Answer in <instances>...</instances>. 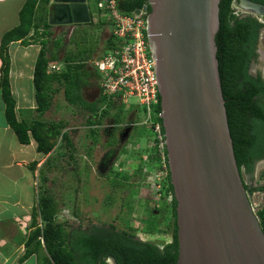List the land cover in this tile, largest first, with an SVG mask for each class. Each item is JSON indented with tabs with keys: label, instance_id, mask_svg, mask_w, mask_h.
Here are the masks:
<instances>
[{
	"label": "water",
	"instance_id": "obj_1",
	"mask_svg": "<svg viewBox=\"0 0 264 264\" xmlns=\"http://www.w3.org/2000/svg\"><path fill=\"white\" fill-rule=\"evenodd\" d=\"M92 1L49 0L50 25L90 24ZM219 4L148 0L150 12L148 5L135 11L146 15L158 78L177 200V264H264V231L239 170L221 86ZM239 7L264 16V6L251 0Z\"/></svg>",
	"mask_w": 264,
	"mask_h": 264
},
{
	"label": "trees",
	"instance_id": "obj_2",
	"mask_svg": "<svg viewBox=\"0 0 264 264\" xmlns=\"http://www.w3.org/2000/svg\"><path fill=\"white\" fill-rule=\"evenodd\" d=\"M117 1L120 11L127 15H132L135 11L142 10L145 5H148V0ZM251 1L264 6V0ZM42 2L48 4L49 0H26L19 15L20 24L5 33L2 38L0 46L1 87L2 97L6 104L7 121L16 132L20 142L27 145L30 143V135L33 136L38 142V151L47 156L56 148L73 147L70 134L68 131H64L67 122H45L42 120L45 113L52 107L55 95L61 91L62 87L64 98L68 104L90 110V113L94 114L95 119H88V123L91 125L100 124L101 119L108 114V109L113 106V103H109L102 115L98 112L100 109L98 105L88 106V102L82 95L83 88L88 85V70L83 61H76L77 58L71 54H66L64 57L67 65L65 71L57 72L50 69L51 64L61 60L59 51L63 41L50 40L51 25L47 21L46 13L41 14L43 8H40V4ZM239 3L240 0H220V27L215 40L218 49L217 59L221 86L235 156L246 189L249 194H253L256 191L264 192V186L251 187L244 178L245 174L253 175L256 164L264 161V76L261 73H258L257 76L251 75L250 65L257 58V49L264 31V23L254 14L237 16L235 11L236 7H239ZM150 11L151 7L148 5V12ZM100 23L103 25V22ZM40 28L44 30L42 33H39ZM32 32H34V36L31 37ZM41 38H43L40 41L43 48L34 72L38 120L27 124L19 122L16 118V103L10 87L9 46L13 42L29 45L31 39L37 42V39ZM116 46V41L111 39L107 50H112ZM56 82L60 87H53ZM101 102H106L105 97ZM155 114L154 121L162 125L160 95ZM121 115L120 108L115 115V123L121 121ZM113 130L117 131L118 128L115 127ZM148 131L152 133L149 127ZM162 133H165L163 127ZM90 134L98 143L99 131L92 129ZM165 155L166 169L163 170L158 166L153 178L154 180L162 178L163 188L159 192L164 194H161L158 201L162 204L159 210L168 214L171 243L160 248L152 242L142 241L137 238L131 225H127L128 230H119L114 224L93 225L86 229L81 225L72 227L67 221L61 222L58 219L61 212L60 204L53 196L52 190L45 188L39 194L36 211V217H40L41 224L36 222V228L30 235L27 243V256L36 254L38 264H110L108 262L110 258H113L116 264H177L179 257L177 200L171 183L166 149ZM71 156L74 157L73 153ZM73 159L77 165L76 159ZM53 160L50 156L40 170V177L44 183L49 181L48 173L57 169L55 163L51 164ZM36 166L37 164L33 165L34 168ZM116 175L119 178L124 177L120 174ZM116 181L113 182L116 185L119 184ZM74 216L78 218L76 213ZM151 216L153 220L148 222L154 229L150 228L147 232H154L156 227L158 231V216ZM257 216L264 231V203L257 211Z\"/></svg>",
	"mask_w": 264,
	"mask_h": 264
},
{
	"label": "rangeland",
	"instance_id": "obj_3",
	"mask_svg": "<svg viewBox=\"0 0 264 264\" xmlns=\"http://www.w3.org/2000/svg\"><path fill=\"white\" fill-rule=\"evenodd\" d=\"M97 1L91 2V11L93 20L100 21ZM92 25L95 26L86 27L80 32L82 40L77 32L70 45H63L64 42H61L62 48L59 51L61 58L69 53L67 51L72 50L71 55L77 58L76 61L81 62L85 51L88 54V51L98 52L103 49L102 44L105 37L102 34L99 36L100 38H96V35L102 32L100 29L102 25H98V23ZM103 25L106 27L108 24L103 23ZM108 28L111 31V27ZM58 41L61 40L58 39ZM73 44L76 47H72ZM260 51L264 55V31ZM64 65L60 72L67 69L66 63ZM253 72L261 73L264 76V60L256 65ZM55 86L56 88L60 87L57 82L53 87ZM63 92L62 87L57 95L60 99L55 100L56 104L53 109L45 117L46 112L42 120L45 122H67L64 131H68L70 134L73 147L54 150L51 155L54 160L51 164L55 163L57 169L48 173L49 181L47 183L41 180L40 174L37 176L36 183L39 194L45 188H50L60 204L61 212L58 219L61 222L67 221L72 227L81 225L86 229L93 225L114 224L119 230H128L127 225H131L137 238L142 241L152 242L160 248L171 243L168 214L159 210L162 204L158 201L161 194H164L159 192L163 188L162 178L159 177L158 180L153 178L158 166L162 167L159 165L161 153L158 144L154 141L153 134L146 135L143 131L142 127L147 129L148 127L142 124L146 115L139 99L131 97L127 106L123 105L120 100L115 101L113 106L108 109L109 115L103 117L100 124L91 125L88 123V119L90 117L95 119L94 114L68 104ZM82 92L85 101L95 100L96 92L91 91L89 94L86 87ZM120 108L122 111L121 121L115 123L114 118ZM103 109L106 108L98 110L99 114ZM116 126L119 143L116 146H107L108 136L112 134ZM92 129L99 131L98 143L90 134ZM72 153L77 165L73 162ZM263 172L264 161H261L255 167L253 175L245 174L246 183L254 188L264 186ZM116 174L126 178H119ZM113 181L119 184L116 185ZM249 195L257 212L264 203V192L256 191ZM126 202L128 203L126 204ZM74 213L78 218L74 216ZM151 215L158 216V220L156 219L157 225L159 224L158 231L156 227L154 232H147L150 228L154 229L148 222L153 220Z\"/></svg>",
	"mask_w": 264,
	"mask_h": 264
},
{
	"label": "crops",
	"instance_id": "obj_4",
	"mask_svg": "<svg viewBox=\"0 0 264 264\" xmlns=\"http://www.w3.org/2000/svg\"><path fill=\"white\" fill-rule=\"evenodd\" d=\"M25 2L26 0H0V46L4 34L20 24L19 15ZM41 7L43 10L40 13H46L49 23V2L48 4L42 2ZM91 14L93 23L77 25L76 30L68 34L66 38L62 35V31H58L59 28L51 26L52 36L50 40L56 42L60 39L64 42V45L68 46L72 43L77 32H79L78 35L82 40L80 32L84 28L95 26L92 25L94 23L101 24L99 20H93L92 11ZM104 27L105 25H102V28H100L102 32L96 35V38H100L99 36L102 34L105 37L102 44L103 49L98 52H95V50L88 51V54L85 51L84 58H82L85 65H87L86 69L88 68V85L85 87L88 88L89 94L91 91L96 92L95 100L92 102L88 100V106L96 104L100 109L103 108L105 102H101L103 98L101 77L94 67V61L107 53L110 45L111 31L108 28L110 26ZM43 31V28H40L39 33ZM32 36H34V32H32ZM42 40L43 38L37 39V42H35L31 39L29 45L13 42L9 46L11 59L10 87L12 97L16 103V118L19 122L27 124H32L38 120L34 72L36 62L43 48L40 42ZM73 46L76 47L75 44ZM71 51H67L69 52L67 54H71ZM64 57H60L61 60L56 63L60 68L65 64ZM1 69L2 59L0 56V264H38L36 254L27 256V243L32 231L36 228L37 220V223L41 224L40 217H36L39 201L37 176H39L42 166L54 151L47 156L40 153L38 142L31 135L30 143L27 145L22 144L14 129L9 125L6 118V104L2 97ZM57 95L59 94L55 95L52 107L45 117L53 109L57 99H60ZM88 112L90 113V110ZM108 115L109 112L105 117ZM142 128L146 135L150 134L147 128ZM117 132L113 130L112 134L108 136L107 146H116L119 143ZM111 142L112 144H110ZM34 164H37L36 168L33 167Z\"/></svg>",
	"mask_w": 264,
	"mask_h": 264
},
{
	"label": "built area",
	"instance_id": "obj_5",
	"mask_svg": "<svg viewBox=\"0 0 264 264\" xmlns=\"http://www.w3.org/2000/svg\"><path fill=\"white\" fill-rule=\"evenodd\" d=\"M97 7L100 21L110 25L111 39H115L117 43L114 49L108 50L94 61V67L101 77L102 96L106 99L103 108L107 109L110 102L114 104L118 100L127 106L131 97L138 98L146 115L142 124L151 128L161 153L160 165L165 170L167 165L163 126L154 121L159 89L155 61L150 53L146 34V17L143 14L122 13L117 0H98ZM247 13L241 7H236L237 16ZM257 17L264 23V16ZM50 69L61 71L56 63L51 64Z\"/></svg>",
	"mask_w": 264,
	"mask_h": 264
},
{
	"label": "flooded vegetation",
	"instance_id": "obj_6",
	"mask_svg": "<svg viewBox=\"0 0 264 264\" xmlns=\"http://www.w3.org/2000/svg\"><path fill=\"white\" fill-rule=\"evenodd\" d=\"M77 26L75 27H66V28H62V27H57L59 28L58 31H62V35H64V38H66V36L70 33H72L73 31H75ZM64 32V33H63ZM261 41H262V37H261V40H260V44H261ZM260 44L258 46V49H257V58L255 60H253L251 62V65H250V74L253 75V76H257L258 73H254L253 70L255 69V66L253 64V62H255L256 65H258L259 63H261L263 60H264V55L263 53L260 51ZM259 163V162H258ZM257 163V164H258ZM256 164V166H257ZM255 166V167H256ZM109 261V260H108Z\"/></svg>",
	"mask_w": 264,
	"mask_h": 264
},
{
	"label": "clouds",
	"instance_id": "obj_7",
	"mask_svg": "<svg viewBox=\"0 0 264 264\" xmlns=\"http://www.w3.org/2000/svg\"><path fill=\"white\" fill-rule=\"evenodd\" d=\"M133 123H135V122H133Z\"/></svg>",
	"mask_w": 264,
	"mask_h": 264
}]
</instances>
